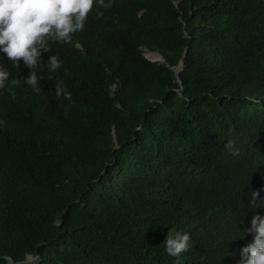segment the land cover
<instances>
[{
	"label": "trees",
	"instance_id": "1",
	"mask_svg": "<svg viewBox=\"0 0 264 264\" xmlns=\"http://www.w3.org/2000/svg\"><path fill=\"white\" fill-rule=\"evenodd\" d=\"M49 48L39 92L0 53V264H238L264 216V0H114Z\"/></svg>",
	"mask_w": 264,
	"mask_h": 264
},
{
	"label": "clouds",
	"instance_id": "2",
	"mask_svg": "<svg viewBox=\"0 0 264 264\" xmlns=\"http://www.w3.org/2000/svg\"><path fill=\"white\" fill-rule=\"evenodd\" d=\"M113 4L114 0H0V53L16 67L23 61L30 70L24 83L39 92L42 77L38 76L37 70L42 72L46 67L50 73L55 72L63 63L56 55H50L48 62L42 63V53L50 51L49 42L71 44L73 36L83 31L94 8L108 9ZM96 17L102 18L103 12L97 10ZM9 75L0 67V90L6 87ZM11 84L16 86L21 81L16 78ZM54 94L71 101V93L63 82L55 83ZM11 98L16 100L15 93ZM245 99L253 100L252 97ZM224 147L231 155H239L233 140L229 139ZM258 198L259 193L252 192L250 206H264ZM246 232L252 234L253 240L240 249L238 264H264V216L254 215ZM190 239V234L171 227L164 242L165 250L168 255L178 258L189 250Z\"/></svg>",
	"mask_w": 264,
	"mask_h": 264
},
{
	"label": "water",
	"instance_id": "3",
	"mask_svg": "<svg viewBox=\"0 0 264 264\" xmlns=\"http://www.w3.org/2000/svg\"><path fill=\"white\" fill-rule=\"evenodd\" d=\"M148 55H154V57H153V58H149V60H151V61H159V62H161V58L158 57L157 55H155V54H153V53H149V54L146 55V57H148ZM184 56H185V54H184ZM183 66H184L183 61L180 60L179 65L174 69L175 78H176V80H177V82H178V84H179L180 86H181V82H180V80H179V78H178V74H179V72L183 69ZM34 260H35V259L32 258L31 256H27V258H26V260H25L24 262L17 263V264H32ZM8 262H9V264H14V263L11 261V259H9Z\"/></svg>",
	"mask_w": 264,
	"mask_h": 264
},
{
	"label": "rangeland",
	"instance_id": "4",
	"mask_svg": "<svg viewBox=\"0 0 264 264\" xmlns=\"http://www.w3.org/2000/svg\"><path fill=\"white\" fill-rule=\"evenodd\" d=\"M147 55V54H146ZM149 56V58H153L154 57V55H148Z\"/></svg>",
	"mask_w": 264,
	"mask_h": 264
}]
</instances>
